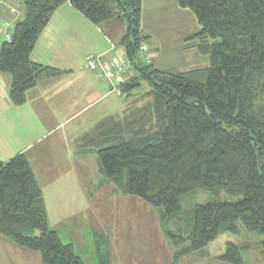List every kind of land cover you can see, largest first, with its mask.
Wrapping results in <instances>:
<instances>
[{
  "label": "trees",
  "instance_id": "trees-1",
  "mask_svg": "<svg viewBox=\"0 0 264 264\" xmlns=\"http://www.w3.org/2000/svg\"><path fill=\"white\" fill-rule=\"evenodd\" d=\"M65 3L95 26L113 19L124 26L119 46L136 75L120 87L127 100L124 121L84 139L96 150L101 174L157 211L178 250L174 262L202 254L221 234L238 236L242 228L263 238L264 257V0H177L195 18V49L208 56L209 67L175 74L149 61V39L140 30L142 0H23L24 18L0 46V74L11 77L14 106L24 105L39 83L67 74L30 59ZM141 43L147 61L138 53ZM141 82L145 94L134 92ZM197 191L212 199L182 207L181 198ZM0 236L38 253L41 264H86L49 228L23 153L0 161ZM106 249L96 255L97 264H109ZM240 251L228 243L219 260L242 264Z\"/></svg>",
  "mask_w": 264,
  "mask_h": 264
},
{
  "label": "crops",
  "instance_id": "crops-1",
  "mask_svg": "<svg viewBox=\"0 0 264 264\" xmlns=\"http://www.w3.org/2000/svg\"><path fill=\"white\" fill-rule=\"evenodd\" d=\"M160 2L166 10L178 14L177 18L189 14L188 10L179 9L177 0ZM148 5V0H142L140 30L149 39V50L155 51L151 46L153 40L144 29ZM24 15L23 0H0V46ZM124 30L115 19L95 26L65 3L51 16L30 59L67 74L39 83L27 92L26 103L19 107L9 98L11 77L0 74V161H9L19 153L26 156L42 193L47 222L49 212L57 213L65 221L81 219L82 213L85 216L89 210L87 188L81 179L88 172L84 169L94 171L96 159L92 154L97 153L85 147L84 139L101 128L109 131L117 122L124 121L127 100L120 87L131 76L110 86L100 71L87 70L85 62L91 57L103 64L126 61L119 46ZM149 59L153 61V55ZM0 241L2 246H15L5 238ZM136 243H141L140 239ZM122 248V254L129 250L125 244ZM11 251L18 264L22 255L29 254L16 246Z\"/></svg>",
  "mask_w": 264,
  "mask_h": 264
},
{
  "label": "rangeland",
  "instance_id": "rangeland-1",
  "mask_svg": "<svg viewBox=\"0 0 264 264\" xmlns=\"http://www.w3.org/2000/svg\"><path fill=\"white\" fill-rule=\"evenodd\" d=\"M148 3L144 29L153 40L151 46L156 49L149 50V56L154 57V67L171 74L208 68V56L199 55L195 49V35L199 28L191 12L177 18L178 14L166 10L160 0H148ZM151 6L153 10L150 9ZM148 46L150 47V44ZM106 66L110 64L106 63ZM131 73L118 76L117 81L107 79L105 82L113 86L127 76H136L134 72ZM134 92L145 94L146 82H141ZM92 155L96 159L92 165L94 171L84 169L88 172L84 173L81 179L88 192L86 208L89 210L85 214L88 218H85L84 212L78 220L63 221L55 212H49L48 215L49 228L59 235L63 244H72L86 264H97L96 255L100 254L101 248L104 247L107 248L109 264H227L219 258L224 255L228 243L241 250L242 264H264L261 252L263 238L248 234L243 228L238 236L221 234L202 254L190 255L174 262V253L178 250L168 242L157 211L139 199L125 195L119 180L106 179L98 168L99 164L97 170L95 169L98 157L96 154ZM211 199L209 193L197 191L183 196L180 204L190 209L206 204ZM170 229L173 230L171 226ZM137 239H140L141 243H136ZM120 241L129 248L123 254L124 244ZM0 247V264H18L15 253L11 251L15 246H2L0 241ZM18 252L21 253L20 250ZM27 253L28 256H21L19 264H41L38 253Z\"/></svg>",
  "mask_w": 264,
  "mask_h": 264
},
{
  "label": "built area",
  "instance_id": "built-area-1",
  "mask_svg": "<svg viewBox=\"0 0 264 264\" xmlns=\"http://www.w3.org/2000/svg\"><path fill=\"white\" fill-rule=\"evenodd\" d=\"M9 35H5V39H8ZM147 47H145V45L143 43H141L139 45V51L138 53L140 54V56L143 58V60L147 61L146 57H147ZM85 68L89 71H100L101 77L106 81L107 79L110 80H114L117 81L116 79L118 78V76L120 75H127L129 73H131L132 71V67L131 65L124 60H120L117 62H113L110 64V66H106V64L100 63V61H98V58L95 57H91L89 58V60H87V62L85 63ZM118 92V89H116Z\"/></svg>",
  "mask_w": 264,
  "mask_h": 264
},
{
  "label": "clouds",
  "instance_id": "clouds-1",
  "mask_svg": "<svg viewBox=\"0 0 264 264\" xmlns=\"http://www.w3.org/2000/svg\"><path fill=\"white\" fill-rule=\"evenodd\" d=\"M132 72V71H131Z\"/></svg>",
  "mask_w": 264,
  "mask_h": 264
}]
</instances>
